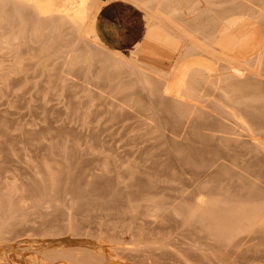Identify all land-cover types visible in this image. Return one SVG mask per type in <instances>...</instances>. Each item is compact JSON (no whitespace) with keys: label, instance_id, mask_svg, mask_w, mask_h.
<instances>
[{"label":"rangeland","instance_id":"1","mask_svg":"<svg viewBox=\"0 0 264 264\" xmlns=\"http://www.w3.org/2000/svg\"><path fill=\"white\" fill-rule=\"evenodd\" d=\"M123 13L139 35L142 13ZM20 48L0 53V264H264L263 230L224 241L190 212L199 192L264 191V66L250 132L68 71L69 47Z\"/></svg>","mask_w":264,"mask_h":264},{"label":"bare ground","instance_id":"2","mask_svg":"<svg viewBox=\"0 0 264 264\" xmlns=\"http://www.w3.org/2000/svg\"><path fill=\"white\" fill-rule=\"evenodd\" d=\"M110 2L143 14V36L129 56L96 31ZM31 41L44 55L69 47L68 71L86 65L118 92L142 85L160 99L170 97L177 109L213 107L250 132L260 123L264 0H0V53H20ZM4 207L11 209L12 201ZM190 212L210 236L232 241L264 231V191L235 198L199 192Z\"/></svg>","mask_w":264,"mask_h":264},{"label":"crops","instance_id":"3","mask_svg":"<svg viewBox=\"0 0 264 264\" xmlns=\"http://www.w3.org/2000/svg\"><path fill=\"white\" fill-rule=\"evenodd\" d=\"M124 11H138L141 13L139 10L129 4L110 2L103 7L96 21V31L100 39L102 42H104V44L114 50L132 48L134 44L142 38L144 33L145 24L143 26V31L139 35L134 31H131V34H129L130 31L125 26V23H128L130 16L125 15L123 13ZM133 25L135 26V22Z\"/></svg>","mask_w":264,"mask_h":264}]
</instances>
